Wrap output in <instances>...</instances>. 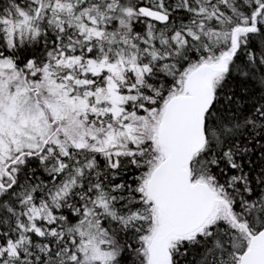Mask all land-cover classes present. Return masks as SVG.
<instances>
[{
    "label": "snow or ice",
    "instance_id": "1",
    "mask_svg": "<svg viewBox=\"0 0 264 264\" xmlns=\"http://www.w3.org/2000/svg\"><path fill=\"white\" fill-rule=\"evenodd\" d=\"M0 264H264V0H0Z\"/></svg>",
    "mask_w": 264,
    "mask_h": 264
}]
</instances>
